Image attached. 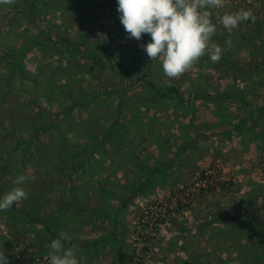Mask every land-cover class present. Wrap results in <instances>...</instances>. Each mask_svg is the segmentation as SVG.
Masks as SVG:
<instances>
[{
    "label": "rangeland",
    "instance_id": "1",
    "mask_svg": "<svg viewBox=\"0 0 264 264\" xmlns=\"http://www.w3.org/2000/svg\"><path fill=\"white\" fill-rule=\"evenodd\" d=\"M117 9V0L0 4V197L20 175L28 194L0 212V253L8 264H48L51 242L65 232L71 240L63 243L77 249L80 264H119L120 249L144 264H258L264 198L255 195L253 229L222 220L226 212L246 216L236 179L255 174L254 187L264 183V154L254 167L237 162L230 150L236 139L227 144L210 118L213 109L236 123L243 102L252 117L264 100V0H224L209 9L224 38L222 45L212 39L222 58L213 63L205 55L174 79L142 50L149 35L129 39ZM240 9L252 10L262 32L252 21L231 32L222 26L223 15ZM48 35L54 44L30 49L32 39ZM29 50L23 76L11 71L18 56L9 52ZM143 73L156 86H176L181 102L149 92ZM257 118L247 123L254 144L264 131V115ZM208 170H219L228 188L201 191L166 222L146 226L150 207L174 204L180 186Z\"/></svg>",
    "mask_w": 264,
    "mask_h": 264
},
{
    "label": "clouds",
    "instance_id": "2",
    "mask_svg": "<svg viewBox=\"0 0 264 264\" xmlns=\"http://www.w3.org/2000/svg\"><path fill=\"white\" fill-rule=\"evenodd\" d=\"M15 0H0V4H13ZM120 21L129 39L142 40L145 34L151 37L142 50L150 60L162 62L165 77L174 79L186 71L203 56L211 62H219L222 48L212 37L217 28L209 9L224 7V0H117ZM251 9L225 14L220 20L229 32L242 23L255 22ZM227 43H230L228 41ZM26 176L20 175L14 181L16 187L0 197V212L9 210L14 204L28 198L21 185ZM71 237L60 232L59 237L50 244L45 259L48 264H80L75 247L66 248L63 241ZM0 264H8L7 257L0 253Z\"/></svg>",
    "mask_w": 264,
    "mask_h": 264
},
{
    "label": "crops",
    "instance_id": "3",
    "mask_svg": "<svg viewBox=\"0 0 264 264\" xmlns=\"http://www.w3.org/2000/svg\"><path fill=\"white\" fill-rule=\"evenodd\" d=\"M253 80L254 79H251L247 82L242 80L241 83L250 84L251 82H255ZM228 85H230V83ZM241 88H243V87H241ZM237 89H239V87H237ZM231 97L232 96H230V98ZM232 100L235 101L236 99L232 98ZM237 102L241 103V102H239V100H237ZM242 104L246 106V104L244 102ZM247 104L251 106L250 101H248ZM245 106H243V108H242L244 111L243 110L240 111L242 115H238L239 117H238V120L236 121V123H233L232 119H229V120L228 119L227 120L219 119L217 117V115L214 114L215 110L213 111V109L211 110L213 113L211 115L213 116L214 119L213 118H210V119H211V123L213 122V123L217 124L219 126V128H221V127L224 128L223 129V133H224L223 135H225L227 138V140H226L227 144L231 143L230 140L232 138L236 139L233 143L234 146H230V150H231V152H233L235 149V156L237 157V162H245V163L251 165L252 167H254L255 165H257V158L259 156H261V154H264V144H261V142L264 141V138H263L264 131L263 132L261 131L259 133V136H261L260 137V139H261L260 143L254 144L250 140L251 129H248L247 123L251 127L252 117L254 119H256L255 122L259 123V120L257 117H260L259 119H261L262 116L264 115V100L254 105L253 109L255 110L256 113L254 115H252V117H248L246 113H245V115L243 114V112H246L245 110H247V107H245ZM236 112H238V111H236ZM254 119H252V121ZM248 120L250 123L248 122ZM254 176H255V174H247V176H239L236 179L239 182L238 183L239 187L242 188V190L244 192L242 195V198L245 199V203H248L252 199L254 200V196L257 195V193L260 195L261 198H264V183L258 182V187H254V184L251 183V181L253 183L255 182V180L253 178ZM255 185H257V184H255ZM263 207H264V204H263ZM263 207H261L262 211L264 210Z\"/></svg>",
    "mask_w": 264,
    "mask_h": 264
},
{
    "label": "trees",
    "instance_id": "4",
    "mask_svg": "<svg viewBox=\"0 0 264 264\" xmlns=\"http://www.w3.org/2000/svg\"><path fill=\"white\" fill-rule=\"evenodd\" d=\"M33 9L34 8H31V10H33ZM249 21H251V20H249ZM254 23H256V25L259 26L257 28H260V29L262 28V25H261L260 22H254ZM261 32H262V29H261ZM261 32H260V34H261ZM212 39L216 43L222 45L221 41L224 38L220 37L219 36V32L216 31V34L212 37ZM52 40H53L52 35H48V37H46L45 39L37 37V38L31 40V45L29 47H30V49H32L31 47H33V46L48 47V46H51L52 43L54 44V42ZM224 46L225 45H223V47ZM73 50H74V52L82 54V51H80V47L77 44L73 45ZM29 52H30V50L28 52L24 51L22 53L18 52L16 54H13L12 52H9L10 53L9 55L11 56V58H14V57L18 56L17 57V59H18L17 62L14 61L13 63H11L12 64L11 65V71L15 70L16 72H19L21 74V76H23V74H24L23 72L24 71H23L22 60L25 58V56ZM98 52H99V50L91 51V53L89 52L90 54L88 56H92V57L94 55L96 56V54ZM251 65H254V62ZM141 79L142 80H146V84H147V87L149 88V92H152V94H154V95L160 96L162 99L163 98H165V99L166 98H172V99L176 98L177 100H179L182 97L180 90L176 86H173V85L169 86V87L168 86L167 87L156 86L154 84V82H152V80H148L149 78L147 76V73H143ZM224 96H226V95H224ZM151 98H153V97H151ZM227 98L231 99L230 97H227ZM179 102H181V101L179 100ZM40 130H43V129H40ZM227 188H228V184L217 183V184H214V185H210L209 187H207L205 189H202V192L203 193H210V192H213L214 190H226ZM255 197L256 196H254V198ZM255 202H256L255 199L254 200L253 199L250 200L248 203H245V201L240 202V204H239L240 208L244 209L245 212H246V216L245 217H241L240 214H239L238 215V219H237L235 217H232L228 212H226L225 213V217L226 218L224 220H222V221H224L225 223H229L231 221H236V223L239 222V224H241L242 227L245 228V229H253L255 227V225L251 222L252 221L251 217H252V214L254 212L253 211V206H254ZM221 217H222V215H219V218H221ZM218 221L221 222L220 220H217V222ZM256 240H257L256 241L257 242V246L260 248V250H259V252H260L259 259L258 260L256 259V260H257L258 264H264V224H263L262 227H260V229L256 233ZM127 259L129 260L128 262L130 264H133L135 262V260H136L134 255L128 256L127 254L124 253V251L122 249H120V251H119V259H118L119 264H124V262H126ZM138 264H144V263L142 261H140Z\"/></svg>",
    "mask_w": 264,
    "mask_h": 264
},
{
    "label": "built area",
    "instance_id": "5",
    "mask_svg": "<svg viewBox=\"0 0 264 264\" xmlns=\"http://www.w3.org/2000/svg\"><path fill=\"white\" fill-rule=\"evenodd\" d=\"M258 176L260 179H264V164L262 168L258 172ZM226 178H223L221 172L219 170H208L205 173L198 175L194 179L190 181V183L186 185L180 186L178 192L173 196L174 204L172 202H166L161 204L159 207H150L148 211L145 212L146 219L150 217L147 222V227L149 226L152 229L153 221L166 222V218L169 216V213L174 208L176 209L179 205L186 206L192 203L193 198L202 191L209 187L210 185H214L217 183H225ZM154 211V212H153ZM155 217L153 218V216ZM145 217L141 220L143 223L145 222ZM136 259V258H135ZM142 260H135L133 264H138Z\"/></svg>",
    "mask_w": 264,
    "mask_h": 264
}]
</instances>
